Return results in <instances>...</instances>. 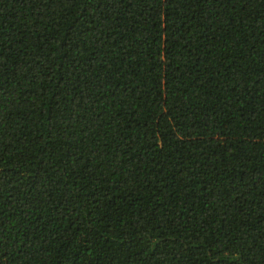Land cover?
<instances>
[{
	"label": "trees",
	"instance_id": "16d2710c",
	"mask_svg": "<svg viewBox=\"0 0 264 264\" xmlns=\"http://www.w3.org/2000/svg\"><path fill=\"white\" fill-rule=\"evenodd\" d=\"M0 264H264V0H0Z\"/></svg>",
	"mask_w": 264,
	"mask_h": 264
}]
</instances>
